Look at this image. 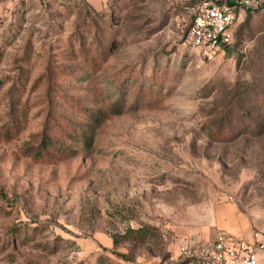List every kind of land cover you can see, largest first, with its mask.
Here are the masks:
<instances>
[{
    "label": "rangeland",
    "instance_id": "rangeland-1",
    "mask_svg": "<svg viewBox=\"0 0 264 264\" xmlns=\"http://www.w3.org/2000/svg\"><path fill=\"white\" fill-rule=\"evenodd\" d=\"M192 5L0 0V264H187L194 228L264 231V15L206 56ZM221 232L258 244L200 242Z\"/></svg>",
    "mask_w": 264,
    "mask_h": 264
},
{
    "label": "built area",
    "instance_id": "built-area-1",
    "mask_svg": "<svg viewBox=\"0 0 264 264\" xmlns=\"http://www.w3.org/2000/svg\"><path fill=\"white\" fill-rule=\"evenodd\" d=\"M261 0H193L192 22L187 31V41L206 56L224 51L233 40L232 27L240 9H255ZM264 235V231L262 232ZM235 243L225 232L209 242H196L184 238L180 254L194 264H263L257 249Z\"/></svg>",
    "mask_w": 264,
    "mask_h": 264
},
{
    "label": "crops",
    "instance_id": "crops-1",
    "mask_svg": "<svg viewBox=\"0 0 264 264\" xmlns=\"http://www.w3.org/2000/svg\"><path fill=\"white\" fill-rule=\"evenodd\" d=\"M261 2L262 3L260 5V8L257 9L256 13L258 12L264 15V0H261ZM246 12H247V9H240L238 11V16L240 15L245 16ZM221 228L229 230L239 237L246 238L247 240L251 241L250 243L252 244L255 242L262 243L263 244L262 248L257 249V251H258L260 262L264 264V235L262 233H259L258 231H256V233L251 232L250 225L248 222L243 221L242 223H233L232 225V224L220 222L217 220L216 225L212 226V230L208 229L207 231L205 229L194 228L191 231V234H194V235H192L191 237L196 242H200L202 240L209 239V238L211 240L214 237L215 231ZM187 264H194V263L188 262Z\"/></svg>",
    "mask_w": 264,
    "mask_h": 264
},
{
    "label": "trees",
    "instance_id": "trees-1",
    "mask_svg": "<svg viewBox=\"0 0 264 264\" xmlns=\"http://www.w3.org/2000/svg\"><path fill=\"white\" fill-rule=\"evenodd\" d=\"M259 7L255 8V9H247V10H254L256 11L257 9H259ZM230 44L226 45L225 49L229 46ZM107 116L106 112L105 111H100L99 109H88L86 110V113H85V117L88 118V122L86 123V125L89 124V122H97V124H101V122L103 121V119ZM80 126L82 128H85V123H79ZM91 129H84V132H88L90 131ZM53 135V134H52ZM52 135H50L48 133V130L47 128L44 130V132L42 133V139H41V142L39 144V149L40 151H37L38 152H47L48 150H50L51 148H54L58 151H60L58 149V146H60L59 144V141L57 138L53 137ZM57 147V148H56ZM132 232L133 233H138L140 232V229L139 230H135V229H132ZM140 234V233H139ZM124 237L121 236V238ZM122 241V239H114V243L115 244H118Z\"/></svg>",
    "mask_w": 264,
    "mask_h": 264
}]
</instances>
